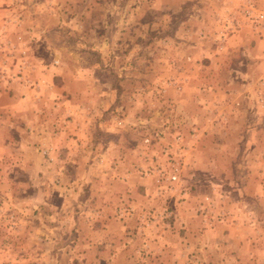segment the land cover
Returning <instances> with one entry per match:
<instances>
[{
  "label": "rangeland",
  "instance_id": "374dc122",
  "mask_svg": "<svg viewBox=\"0 0 264 264\" xmlns=\"http://www.w3.org/2000/svg\"><path fill=\"white\" fill-rule=\"evenodd\" d=\"M254 1L264 11V0ZM94 3L103 5L84 8ZM245 3L0 0V97L20 98L24 110L27 96L38 104L45 81L39 65L47 64L54 68L53 86L68 84L56 87L55 102L77 98L79 119L90 128L94 96L86 82L92 79L75 67L113 64L122 72L114 81L115 102L98 115L113 127L94 123L96 153L84 151L87 159L64 168L56 185L31 184L30 157L15 145L16 129L0 121V264H264V105L253 101L264 89L246 90L248 105L232 109L227 122L205 103L206 92H216L208 83L216 73L207 70L218 65L234 33V13L238 31L248 28L264 40V26L254 28L242 15ZM85 11L91 17L84 20ZM109 18L121 22L116 34L92 23ZM98 27V41L87 40ZM7 98H0V120L19 125L20 112ZM48 103L41 108L47 118L51 108L59 110ZM254 112L263 118L253 121ZM67 122L64 115L59 126ZM25 125L21 121L23 134ZM254 127L259 133L251 135ZM44 143L36 149L53 164L56 147ZM69 157L61 163L73 165ZM59 185L61 192L46 195L47 187ZM176 206L189 211L191 221L176 216Z\"/></svg>",
  "mask_w": 264,
  "mask_h": 264
},
{
  "label": "crops",
  "instance_id": "0c3cea01",
  "mask_svg": "<svg viewBox=\"0 0 264 264\" xmlns=\"http://www.w3.org/2000/svg\"><path fill=\"white\" fill-rule=\"evenodd\" d=\"M112 4V3H111ZM97 5H103L100 3H94L92 5L86 4L85 9H89L91 12L92 9L99 8ZM107 6V5H106ZM130 8V7H129ZM128 8V9H129ZM88 11H85V18L91 17V13ZM95 25H99V27H102L103 25L108 27V29L112 30V34H116L117 25H121V22H116L112 18L107 19V21L104 22H92ZM105 23V24H104ZM98 28H95V30L91 29V33L89 35V38L87 40H92L94 36H97L95 33L97 32L98 36L102 33V30ZM118 31V30H117ZM97 36V41H98ZM86 56H84L85 58ZM211 63L215 61L214 55L210 56ZM256 60L260 61V63H257ZM218 65L211 66L213 69H209L207 71L215 72L216 75L215 78H213V75L209 77V82L212 84V87L216 90V92L205 94V101L208 100V102H205L207 105V110L216 109L219 113L217 115L218 117H221V121H228L231 119L230 113L232 109H235L236 107L242 106V105H248L247 100H244L246 95V90H250L252 93L255 89H264V40H260L255 36L248 28L246 29H240L239 31H236L233 33L232 36H230L225 43V47L221 50V52L218 53ZM48 65L45 64L44 66L39 65V68L41 71H39V75H41V79H44V83H42L39 87V90H41V94L44 95V98H40V102L38 104H35L36 101L35 98L25 97L24 101L25 103L29 102L30 107L28 110H24L23 103L20 98H7L8 96L1 94V100L8 99V101L14 102L16 105V109L19 110L20 115L16 116V118L21 117L25 121V133L23 134L22 129H20V123L23 120L20 121L19 125H16V123L9 122V120L2 121L4 122V126L9 128H15L17 134L13 136H17L15 145L18 146V150H22V153L25 152V154L28 155L29 158V164L27 165V168L31 169L34 173L33 176H31V184L33 185H56L54 182H61L60 175L64 173L65 169H76L79 167L78 163L81 164L80 161H83L84 159H87V157H83V152L88 153V157L90 154H93L95 151H93L94 144H91L90 140V131L91 128L94 126V123L96 124V121H98V124L103 125L104 130H111L113 125H110L108 120H105L103 122L100 121V117L98 116L99 113L102 112L103 109L108 108L112 105V103L115 102L114 96H113V90L114 81L117 79L116 75L120 77L122 72L118 71V68H113V64H111L110 67L104 66L101 64H89V65H79L75 67V70L78 71V73H90L88 76L90 79L86 82L87 88L89 90V95L94 96L91 98L90 105L93 107L92 115L89 117L90 124L92 122V126L88 128V123H85L83 119H79V116H81V113L79 112L81 109L82 104H77L78 99L74 98V101H66L65 99H60L59 97H53V93H55V89L57 86H53L49 74L53 71V67H50L49 69L46 68ZM74 69V68H73ZM260 73L258 77L255 78L256 73ZM101 73V74H99ZM38 74V72H37ZM58 75V74H57ZM60 75V74H59ZM38 76V75H37ZM43 77V78H42ZM79 78H82L81 76H77ZM119 79V78H118ZM125 80L119 79V84H123ZM261 81V83H260ZM64 82V81H63ZM260 84V85H259ZM52 85V86H51ZM66 85L68 87V84L65 82L62 83L63 86ZM116 85V84H115ZM58 86L57 88H60ZM260 90V92H261ZM93 91V92H92ZM93 93V94H92ZM250 93V94H251ZM262 93V92H261ZM254 94V93H253ZM264 94V93H263ZM261 94V96L258 97V95L254 94V103L255 105H259L262 107L264 105V95ZM103 95V96H101ZM217 95L218 97L216 98ZM42 100V102H41ZM56 105V108L59 110H55V108H51L50 113L51 115L48 116L47 114H41L42 110V104L46 106V104ZM83 102V100H81ZM117 101V100H116ZM42 103V104H40ZM217 103H219L217 105ZM27 105V104H26ZM85 105V104H84ZM25 111V112H24ZM53 112V113H52ZM57 113H59L60 119H57L54 121L53 118L56 117ZM223 113V114H222ZM232 113V112H231ZM236 113V112H234ZM13 115V114H11ZM64 115L69 116V123L65 124V126H59L62 124V119ZM216 116V115H215ZM76 117L78 119H76ZM214 116H209L207 118H213ZM263 118V116H260V114L254 112L252 120L253 121H260ZM12 121L14 120L11 119ZM59 120V123L56 125H53ZM78 120V122H77ZM45 121H51L50 125H46L44 127ZM87 125V126H84ZM207 126V124H206ZM224 127V126H223ZM10 131V130H9ZM9 132H6L7 136ZM259 133L256 129V127L250 129V134H257ZM10 137V136H9ZM11 138V137H10ZM46 139V140H45ZM48 142L44 143L45 145H51V147H56V162L53 164H47L44 162L42 157L39 155L37 151V145L40 142ZM53 143V144H50ZM31 143V144H29ZM89 143L91 147L89 150L85 148V150H77L78 148H81L82 146L85 147L86 144ZM29 144V145H27ZM97 146H95L96 149ZM54 151V148H52ZM51 151V150H50ZM92 152V153H91ZM96 153V152H95ZM86 155V153H85ZM70 161H73V165L67 166L64 163H61L63 158H68ZM87 156V155H86ZM26 157V156H24ZM60 158V162L59 159ZM58 162V163H57ZM75 162V163H74ZM56 163V164H55ZM49 165H51L49 170ZM125 168L127 166L125 165ZM40 174H42L40 176ZM58 179L60 181H58ZM56 190L62 191V187L60 185L58 188H48L46 195L50 197V195L55 192ZM35 203V202H34ZM183 208L181 206H176V210L174 211L176 216H183L186 218L185 222L191 221L189 219V216H191V213L189 211H182ZM65 211V212H64ZM65 215L67 214V210H63ZM106 214V211L104 209H101L100 211H97V215L100 217H103ZM64 217V216H62ZM62 224L59 225L60 228L64 225V220L61 222ZM186 235L189 234L190 230L189 225L186 224ZM66 228V226L64 227ZM92 230V228H91ZM93 231V230H92ZM105 231V230H102ZM97 232V231H96ZM74 233V232H73ZM76 233V231H75ZM160 242V240H158ZM107 247V245H105ZM186 250V249H185Z\"/></svg>",
  "mask_w": 264,
  "mask_h": 264
},
{
  "label": "built area",
  "instance_id": "2783aa9c",
  "mask_svg": "<svg viewBox=\"0 0 264 264\" xmlns=\"http://www.w3.org/2000/svg\"><path fill=\"white\" fill-rule=\"evenodd\" d=\"M246 3L243 5L242 15L244 18L254 27L264 26V11L259 9L254 0H245ZM240 28L239 17L235 12L230 20L229 33L232 31L235 33ZM49 150L46 148L43 150L44 154H47Z\"/></svg>",
  "mask_w": 264,
  "mask_h": 264
}]
</instances>
